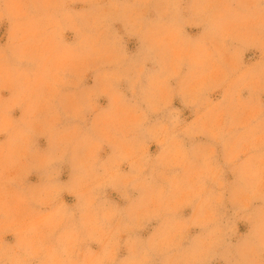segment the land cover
Returning a JSON list of instances; mask_svg holds the SVG:
<instances>
[{"label": "clouds", "instance_id": "9594fccd", "mask_svg": "<svg viewBox=\"0 0 264 264\" xmlns=\"http://www.w3.org/2000/svg\"><path fill=\"white\" fill-rule=\"evenodd\" d=\"M0 264H264V0H0Z\"/></svg>", "mask_w": 264, "mask_h": 264}]
</instances>
